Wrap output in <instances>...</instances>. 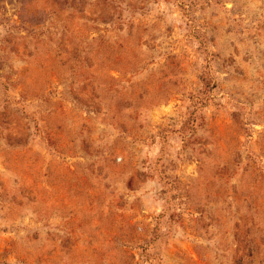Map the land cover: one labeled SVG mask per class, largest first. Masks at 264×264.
Listing matches in <instances>:
<instances>
[{
	"label": "rangeland",
	"instance_id": "374dc122",
	"mask_svg": "<svg viewBox=\"0 0 264 264\" xmlns=\"http://www.w3.org/2000/svg\"><path fill=\"white\" fill-rule=\"evenodd\" d=\"M0 264H264V0H0Z\"/></svg>",
	"mask_w": 264,
	"mask_h": 264
}]
</instances>
